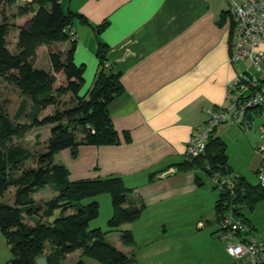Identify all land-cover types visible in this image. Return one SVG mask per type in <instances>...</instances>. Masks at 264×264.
Listing matches in <instances>:
<instances>
[{
    "label": "crops",
    "instance_id": "obj_1",
    "mask_svg": "<svg viewBox=\"0 0 264 264\" xmlns=\"http://www.w3.org/2000/svg\"><path fill=\"white\" fill-rule=\"evenodd\" d=\"M31 1L16 0V5ZM61 4L65 12L86 18L75 17L71 27L76 35L74 60L85 69V93L93 87L100 68V42L107 45V65L120 74L124 91L107 107L121 142L84 144L76 153L64 149L56 155L57 162L67 167L71 181L121 177L131 189L126 206L142 207L141 216L152 213L150 209L160 215L187 210L191 197L204 195L201 172L206 173L199 168H181L180 164L190 159L186 155L187 143L193 129L206 123L208 110L225 103L229 81L242 70L238 62H230L233 19L229 3L62 0ZM32 16L13 21L23 25ZM105 21L102 30L97 28ZM11 31L15 48L18 30ZM71 47L70 41L56 42L39 47L37 55L42 48L48 56L50 49L66 52ZM48 64L46 69L51 68L49 56ZM215 218L216 203L214 221ZM168 223L163 221L161 226L165 228ZM202 224L197 221V225ZM144 245L147 250L143 259L147 256L150 264H163L157 260L162 248L155 247L152 241ZM214 249L220 256L219 264H228L222 255L229 256L226 249L222 253ZM132 255L145 264L136 253Z\"/></svg>",
    "mask_w": 264,
    "mask_h": 264
},
{
    "label": "trees",
    "instance_id": "obj_2",
    "mask_svg": "<svg viewBox=\"0 0 264 264\" xmlns=\"http://www.w3.org/2000/svg\"><path fill=\"white\" fill-rule=\"evenodd\" d=\"M61 2L33 0L16 5V0H0V81L13 85L22 99L19 109L11 115L0 89V231L10 246V264H40L41 257L46 258L47 264H62L70 253L78 250L95 258L99 264H140L135 255L121 251L108 241L107 232L101 228L90 229L91 221L100 215V202L93 198L102 194H109L112 199L113 215L108 221L111 231L140 218L142 207L126 206L131 189L122 178L71 181L67 167L54 161V156L64 149L70 148L76 153L84 144L120 143L121 137L107 107L124 91L120 74L107 65V45L100 42L99 71L93 87L81 95L85 69L75 63L76 39L72 40L70 29L75 17L86 18L65 12ZM13 7L15 12H12ZM29 14L33 16L23 25L13 21ZM106 24L105 21L97 28L102 30ZM13 29L18 30V36L11 50L8 37ZM66 41L72 43L66 52L49 50L50 69L35 65L39 47ZM57 73L64 74L66 86L55 88ZM67 93L73 95L76 104L61 111L57 107L58 97ZM51 106L57 107L54 114L40 118ZM46 125L52 127L45 151L32 150L20 142L34 127ZM215 131L205 153L181 163L182 169L199 168L211 176L232 174L227 165L225 142ZM241 181L238 186L231 183V187L225 185L221 189L216 202V223L230 207L236 216L240 215L236 204L242 201V186H246V182ZM47 186L55 196L43 201L35 199L34 194ZM11 189H14L12 202L2 201ZM247 192L255 195L250 202L264 198L260 183L247 188ZM88 198L93 200L83 203ZM57 211L59 215L54 217ZM121 241L126 245L136 243L129 229L122 230ZM76 264L85 263L79 259Z\"/></svg>",
    "mask_w": 264,
    "mask_h": 264
},
{
    "label": "rangeland",
    "instance_id": "obj_3",
    "mask_svg": "<svg viewBox=\"0 0 264 264\" xmlns=\"http://www.w3.org/2000/svg\"><path fill=\"white\" fill-rule=\"evenodd\" d=\"M13 37V31H11L8 37L11 50H14ZM35 64L39 67L48 68V56L45 48H42L36 56ZM238 64L241 68L247 66L244 62H238ZM56 77L55 88L67 85L64 74L57 73ZM0 89L1 98L10 114L14 115L22 100L19 91L13 85L3 81H0ZM85 92L86 87L84 85L81 95ZM58 100L57 107L61 111L76 104L71 93L59 96ZM57 107L47 108L40 115V118L54 114ZM252 112L251 127L245 128L237 124L223 123L215 131V135L225 142L228 156L227 165L232 172L231 183L238 186V181H241L242 178L246 182V186H242V201L236 204L240 214L237 217L246 219L264 240V198L256 201L255 204L253 201L250 202L255 195L247 192V188H254L259 185L258 173L262 164V157L257 151V146L260 143L259 129L264 124V116ZM22 121H26V119ZM51 127L52 125L34 127L20 142L32 150L45 151L47 140L51 134ZM56 155L54 156L55 162H57ZM201 175L204 178V185L201 188L204 195L191 197V205L187 207V210L181 213L160 215L154 209H150V211L153 210L152 213H143L139 220L141 222L126 223L114 231H111L108 226V221L113 215L111 196L102 194L94 197L93 199L100 202V215L91 221L90 229L101 228L107 232L108 241L129 255H132V252L136 253L138 258L145 261V264H150V262L147 261V256L143 259V253L147 250L144 244L150 241L155 247L162 248V253L158 255L157 260L163 264H219L220 256L214 248L221 249L222 253L226 249V243L218 237L219 226L218 224L214 225L212 221H214L215 216L216 200L220 196L221 189H223L221 185L226 181L228 175L218 174L213 177L204 172H201ZM13 191L14 189H11L1 200L12 202ZM34 196L38 201H43L54 197L55 193L47 186L35 193ZM93 199L88 198L83 203H89ZM58 215L59 212L57 211L54 217H58ZM26 220L32 223L30 219L27 218ZM198 220L202 221L203 224L197 225ZM163 221L169 222L165 228L161 226ZM147 223L149 225L145 227ZM127 227L133 228L132 231L136 238V243L130 248L121 241V232ZM49 249L50 245L47 247V250ZM222 255L228 264H232L227 254L222 253ZM11 257L10 246L0 231V264H10ZM79 259L83 260L85 264H99L95 258L82 254L80 250L70 253L62 264H76Z\"/></svg>",
    "mask_w": 264,
    "mask_h": 264
},
{
    "label": "built area",
    "instance_id": "obj_4",
    "mask_svg": "<svg viewBox=\"0 0 264 264\" xmlns=\"http://www.w3.org/2000/svg\"><path fill=\"white\" fill-rule=\"evenodd\" d=\"M61 1V0H59ZM233 19L231 63L247 64L229 81L226 101L208 110L203 125H197L187 143L186 155L195 158L205 153L213 131L223 123L251 127L253 112L264 116V0H226ZM72 40L76 35L70 29ZM257 151L262 157L258 173L264 188V124L259 129ZM218 173L213 175L216 176ZM230 177V178H229ZM231 175L221 185L231 187ZM227 202H225L226 204ZM218 237L226 243V251L234 264H264V240L254 227L238 218L230 207L216 223Z\"/></svg>",
    "mask_w": 264,
    "mask_h": 264
},
{
    "label": "water",
    "instance_id": "obj_5",
    "mask_svg": "<svg viewBox=\"0 0 264 264\" xmlns=\"http://www.w3.org/2000/svg\"><path fill=\"white\" fill-rule=\"evenodd\" d=\"M212 223H216V221H212ZM39 263L40 264H47V261H46V258L45 257H41L40 259H39Z\"/></svg>",
    "mask_w": 264,
    "mask_h": 264
}]
</instances>
